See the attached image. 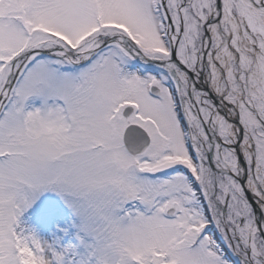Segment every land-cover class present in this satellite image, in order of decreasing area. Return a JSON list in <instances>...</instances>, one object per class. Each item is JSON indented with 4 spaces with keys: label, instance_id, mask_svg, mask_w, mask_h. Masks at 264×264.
<instances>
[{
    "label": "snow or ice",
    "instance_id": "snow-or-ice-1",
    "mask_svg": "<svg viewBox=\"0 0 264 264\" xmlns=\"http://www.w3.org/2000/svg\"><path fill=\"white\" fill-rule=\"evenodd\" d=\"M0 264H264V0H0Z\"/></svg>",
    "mask_w": 264,
    "mask_h": 264
}]
</instances>
